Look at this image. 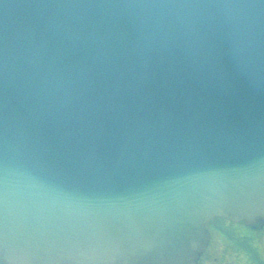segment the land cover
Returning <instances> with one entry per match:
<instances>
[{
    "label": "water",
    "instance_id": "obj_1",
    "mask_svg": "<svg viewBox=\"0 0 264 264\" xmlns=\"http://www.w3.org/2000/svg\"><path fill=\"white\" fill-rule=\"evenodd\" d=\"M264 224V0H0V264H196Z\"/></svg>",
    "mask_w": 264,
    "mask_h": 264
},
{
    "label": "rangeland",
    "instance_id": "obj_2",
    "mask_svg": "<svg viewBox=\"0 0 264 264\" xmlns=\"http://www.w3.org/2000/svg\"><path fill=\"white\" fill-rule=\"evenodd\" d=\"M209 230L208 247L198 264H264L263 227L254 230L217 217L211 221Z\"/></svg>",
    "mask_w": 264,
    "mask_h": 264
}]
</instances>
